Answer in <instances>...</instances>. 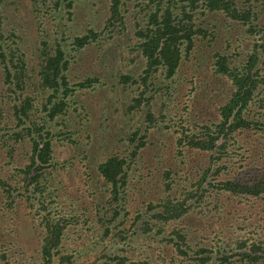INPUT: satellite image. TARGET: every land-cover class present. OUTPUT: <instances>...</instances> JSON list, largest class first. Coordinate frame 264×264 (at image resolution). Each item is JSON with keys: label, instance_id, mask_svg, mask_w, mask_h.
<instances>
[{"label": "rangeland", "instance_id": "374dc122", "mask_svg": "<svg viewBox=\"0 0 264 264\" xmlns=\"http://www.w3.org/2000/svg\"><path fill=\"white\" fill-rule=\"evenodd\" d=\"M121 2L125 3L120 6L124 23L104 30L112 0H75L69 19L48 18L41 28H38L37 14L41 2L0 0V29L5 33L16 32L15 44L27 52L26 59L36 65V72L42 35L47 34L52 45L56 36L71 39L85 35L90 29L101 33L99 41L71 53L68 77L73 83L96 76L104 86L77 91L74 96L77 113H71L66 123L57 127L63 132L53 143L55 165L52 175H47L50 185L59 190L55 211L67 218L73 215L79 219L66 227L62 252L75 251L77 258L80 255L78 262L83 264L93 261L94 252H83L98 239L101 226L95 222L97 208L109 197L98 167L118 155L127 161L130 174L127 186L132 189L130 208L140 209L147 201L156 205L168 197L188 206L189 202L184 201L186 192H197L201 205L202 201L207 203L206 207L203 205L168 221L159 217L164 215L160 208L153 211L143 208L141 221L134 226L135 235L126 231L136 218L132 209L124 217V224L118 226L127 240L121 244L124 249L120 256L139 263L190 264L178 253L180 235L193 248L191 254L204 250L212 252L208 255L215 259L217 248L238 240H247V246L239 249L240 252H250L255 246L252 241L264 238V139L260 132L235 133L221 150L226 153L217 162L209 152L192 149L179 141L184 136L183 129L190 131L186 135L196 137L204 126L219 123V109L233 93L231 82L215 72L213 55L224 52L235 57L230 62H241L258 35L255 38L249 25H238L224 12H212L200 1L191 18L194 32L202 30V33L194 35L190 52L183 50L172 80L163 82L161 70L152 75V85L143 97V104L137 107L133 102L144 93V87L133 85L122 95L117 76L123 73L138 78L146 69L137 33L147 24L139 10L140 6L141 10L145 8L147 1ZM180 7H174V12L180 13ZM239 7L255 13V30L264 26L263 2L239 3ZM186 23L191 26L190 19ZM8 45L14 46L11 41ZM153 82L157 86L166 84L160 89L166 86L169 89L156 91ZM2 97H7V93L0 72V110L5 108ZM260 97L264 98V93ZM134 108L138 110L132 111ZM149 113L155 118L152 123L148 120ZM247 116L252 122L264 123V107L260 108L258 103L251 105ZM137 129L145 134L144 146L139 139L129 143L128 135ZM8 144L0 139V180L6 182V186L0 185V264H40L44 213L34 215L33 206L35 210L39 206L35 200L38 195L33 187H29L32 192L28 191L26 179L19 171L29 164L30 143L21 140L11 143L12 147ZM136 147L140 149L133 156ZM166 173H170L171 182ZM241 182L259 189L236 195L214 187L220 183ZM86 218L90 219L91 226L80 225ZM144 224L149 226L147 232ZM109 241L110 237L107 245Z\"/></svg>", "mask_w": 264, "mask_h": 264}, {"label": "trees", "instance_id": "16d2710c", "mask_svg": "<svg viewBox=\"0 0 264 264\" xmlns=\"http://www.w3.org/2000/svg\"><path fill=\"white\" fill-rule=\"evenodd\" d=\"M35 1L42 3L37 13L38 28H41L48 18L58 16L69 19L75 5V0ZM139 1H147L143 10H141L142 6L139 7L142 19L147 24L145 27H140L137 33L140 39L138 47L147 62V66L138 78L123 73L117 76V87L122 95L126 94L133 85L139 84L140 87H144V93L133 102L137 107L143 104V97L152 85V75L161 70L163 71V82L172 80L180 66L183 50L190 52L193 48V38L202 33V30L194 32L191 18V14L202 0ZM258 1L264 3V0H203V3L212 12H224L238 25H249L251 35L255 38L258 35L251 51L246 54L241 62L237 63L234 60L230 62V58L232 59L234 56H228L224 52H216L213 55L215 72L231 82L233 93L228 102L219 109V123L209 127L204 126L201 134L196 137L186 135L190 131L183 129L182 134L184 136L179 141L180 144L185 143L192 149L209 152L211 158L216 162L224 156L226 152L221 150L225 149L228 141L237 132L254 130L260 132L264 139V123L252 122L247 116L251 105L258 103L260 108L264 107V98L260 97L264 93V26L257 27L255 30L253 26V21L256 19L255 13L252 10L239 7V3L253 4ZM121 5L124 6L125 3L121 0H112L110 17L106 19L104 30L124 23ZM177 5L181 6L180 13L174 12V7ZM188 19H190L191 26L186 23ZM16 37L17 34L14 30L5 33L4 30L0 29V72L7 93V97H2V104L5 108L0 110V129H2L0 139L9 143L10 147L13 145L11 143H17L21 140H27L30 143L29 164L19 171L26 179L28 191L32 192L29 187H33L38 195V199L35 196V200L38 201L39 206L36 210L33 206L34 215L44 213V228L41 229L40 264H83L78 262L80 255L77 258L75 251L62 252L66 227L72 222H79V219L73 215L67 218L55 211L59 190L50 185L47 175H52V169L55 165L53 162V143L63 132H60L57 127L64 125L71 113H77L74 100L77 91L104 86V83L96 76L86 77L73 83L68 77L71 53L79 52L99 41L101 33H96L90 29L85 35L74 36L71 39L65 35L61 38L56 36L52 45L51 42L49 43V36L47 34L42 35L39 39L41 46L38 48L39 61L37 66L39 69L37 72L35 70L36 65L31 64L32 62L26 59L27 52L16 46ZM9 41L14 46L8 45ZM5 47H7L6 50ZM230 63L233 64L230 65ZM164 85L157 86L154 83V88L157 91ZM168 89L169 87L166 86L160 91ZM256 97L258 101H256ZM136 110L138 108H134L132 111ZM154 119L149 113L148 120L152 123ZM144 131L146 132V128ZM141 132V129L131 132L128 135L129 143H134L139 139L141 146H144L145 134ZM139 149L140 147H136L132 155H136ZM12 151L9 152V156H11ZM127 169V161L119 155L108 158L99 164L98 170L104 178L109 197L103 202V206L99 204L100 207L97 208L95 222L101 226L98 239L93 247H86L83 252L85 254L94 252V259L90 263L84 262V264H148L133 262L127 256H120L124 249L121 244L127 240L125 232L119 230L118 226L123 225L124 217H127L128 213L135 209L130 208L132 189L127 188L130 184V174ZM165 177L171 182L170 173H166ZM0 185L6 186V182L0 180ZM132 186L136 187L137 185L133 184ZM214 187L236 195L239 193L251 194L254 193L255 188L259 189V187H250L242 182L237 184L220 183ZM184 197V201L189 202L188 206L185 202L175 203L169 197L160 200L156 205L152 201L143 202L142 208L134 210L135 221H133L131 229L126 231L132 235L136 234L134 226L137 227L140 223L142 215L140 211L143 208H147L149 211L160 208L164 215L159 214V217L168 221L170 218H181L190 210L207 205L203 201L201 205V196L197 192H186ZM89 218L83 220L80 225L91 226ZM111 228L116 229L119 233ZM143 228L146 232L149 230L147 224H144ZM89 229L93 228H87V230ZM5 230L3 231L5 232ZM109 237L110 241L107 245L106 241ZM254 240L252 242L255 246L250 252H240L239 249L247 246V240H238L226 244L221 249L217 248L215 250L217 256L213 259L208 255L212 252L208 253L204 250L191 254L193 248L187 244L186 238L180 235L178 253L190 264H236L237 261L241 264H264V253H262L264 252V238ZM234 245L235 247L232 249ZM226 250L231 252L227 253Z\"/></svg>", "mask_w": 264, "mask_h": 264}]
</instances>
